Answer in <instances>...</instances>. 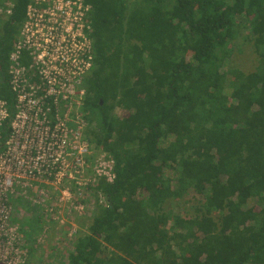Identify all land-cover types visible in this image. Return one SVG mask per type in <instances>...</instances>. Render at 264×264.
<instances>
[{"label":"trees","instance_id":"obj_1","mask_svg":"<svg viewBox=\"0 0 264 264\" xmlns=\"http://www.w3.org/2000/svg\"><path fill=\"white\" fill-rule=\"evenodd\" d=\"M10 1L0 18L8 123V55L30 0ZM84 2L87 138L116 178L99 183L107 206L67 264H264V0ZM242 36L258 57L249 74L229 67ZM193 192L202 196L193 217L167 210Z\"/></svg>","mask_w":264,"mask_h":264},{"label":"built area","instance_id":"obj_2","mask_svg":"<svg viewBox=\"0 0 264 264\" xmlns=\"http://www.w3.org/2000/svg\"><path fill=\"white\" fill-rule=\"evenodd\" d=\"M11 13L12 1H0V18ZM90 14L84 0H30L8 55L15 107L8 123L0 97V262L5 264H47L37 255L48 223L68 228L67 241L60 238L57 246L73 248V219L107 206L97 187L101 181L113 184L114 161L92 151L83 111L84 82L94 65ZM29 206L37 208L41 226L32 240L20 236L14 224L18 213L31 215Z\"/></svg>","mask_w":264,"mask_h":264},{"label":"rangeland","instance_id":"obj_3","mask_svg":"<svg viewBox=\"0 0 264 264\" xmlns=\"http://www.w3.org/2000/svg\"><path fill=\"white\" fill-rule=\"evenodd\" d=\"M257 65L258 57L255 53L252 41L247 40L244 38V36H242V38H239L232 45V53L229 61V67L238 69L245 74H249L255 71ZM126 113L127 111H125L123 108L117 107L115 109V114L119 117H122ZM201 199L202 196H199L193 192L189 195H186L183 199H180L179 201L168 203L167 210H170L173 207L172 210L178 211L183 216L193 217L194 208L197 207V204ZM28 209L30 211L29 214L31 215H24L18 213V215H16V217L14 218V224L19 227L18 234L20 236H25L27 239L32 240L37 235H41V226L38 223L39 217L37 208L29 206ZM97 209L98 208L96 207L93 209H89L85 217H75L73 219V224L76 226L77 231L75 235V240H78L82 236L87 235L88 227L90 226L92 221V214ZM48 226L50 227V231L46 235H44L45 243L41 249L46 251V253L51 252L50 256L54 255L55 258L57 257L58 259H60V264H67L66 255L68 254V251L72 249V247H70L69 245V247L57 246V243L60 242V238H64V240L67 241V236L65 235L68 233L69 230L68 228H65L63 230L58 229L57 227L52 226V224L50 223H48ZM38 258L39 257H37V260ZM56 263L59 264L57 261Z\"/></svg>","mask_w":264,"mask_h":264},{"label":"crops","instance_id":"obj_4","mask_svg":"<svg viewBox=\"0 0 264 264\" xmlns=\"http://www.w3.org/2000/svg\"><path fill=\"white\" fill-rule=\"evenodd\" d=\"M50 251V250H49ZM50 254H51V252H47L46 253V251H44L43 249H40V252L38 253V257L40 256V258L39 259H42L41 261H45L47 264H57L56 263V261L60 264L61 263V261H60V259H58L57 257L55 258V256L53 255V256H50ZM31 255H32V253H31ZM33 256V255H32ZM34 260V259H33ZM34 262V261H33ZM32 262V264H35V262L33 263Z\"/></svg>","mask_w":264,"mask_h":264},{"label":"water","instance_id":"obj_5","mask_svg":"<svg viewBox=\"0 0 264 264\" xmlns=\"http://www.w3.org/2000/svg\"><path fill=\"white\" fill-rule=\"evenodd\" d=\"M100 104H101V102H100ZM0 264H5V263H3V262H0Z\"/></svg>","mask_w":264,"mask_h":264}]
</instances>
